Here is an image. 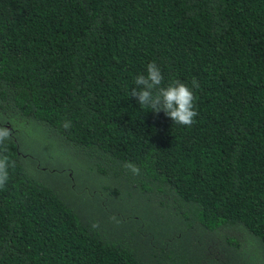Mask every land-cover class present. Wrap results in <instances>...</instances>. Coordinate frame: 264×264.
<instances>
[{"label": "trees", "instance_id": "1", "mask_svg": "<svg viewBox=\"0 0 264 264\" xmlns=\"http://www.w3.org/2000/svg\"><path fill=\"white\" fill-rule=\"evenodd\" d=\"M0 127V264H264V0H0Z\"/></svg>", "mask_w": 264, "mask_h": 264}, {"label": "clouds", "instance_id": "2", "mask_svg": "<svg viewBox=\"0 0 264 264\" xmlns=\"http://www.w3.org/2000/svg\"><path fill=\"white\" fill-rule=\"evenodd\" d=\"M164 75L155 61L146 65V74L141 73L135 76V88L129 95L135 97L142 108H149L159 113L161 110L170 117L175 124L191 126L195 122L198 112L195 108V96L192 88H199V82L194 78L192 88L179 79H173L164 85ZM64 127H70V122H65ZM11 133L7 128L0 127V146ZM8 158L0 157V186H4L9 179ZM125 169L133 174H139L140 169L132 163H125Z\"/></svg>", "mask_w": 264, "mask_h": 264}, {"label": "rangeland", "instance_id": "3", "mask_svg": "<svg viewBox=\"0 0 264 264\" xmlns=\"http://www.w3.org/2000/svg\"><path fill=\"white\" fill-rule=\"evenodd\" d=\"M19 127H20L19 125H18V126H16V127H15V129H16L15 131H18V128H19Z\"/></svg>", "mask_w": 264, "mask_h": 264}]
</instances>
